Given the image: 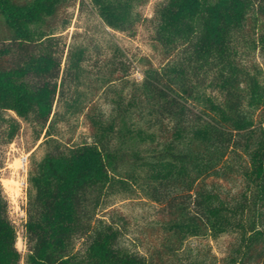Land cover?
<instances>
[{
    "label": "trees",
    "instance_id": "trees-1",
    "mask_svg": "<svg viewBox=\"0 0 264 264\" xmlns=\"http://www.w3.org/2000/svg\"><path fill=\"white\" fill-rule=\"evenodd\" d=\"M83 1L0 0V146L24 123L44 149L28 171L24 257L0 183V264H193L181 253L188 238L211 235V200L238 202L243 192L227 185L250 177L258 220L219 262L264 264V81L242 61L264 57V0H164L151 20L160 66L148 62L136 84L112 55L101 79L111 115L101 125L85 114L90 142L73 143L56 126L81 110L71 90L87 52L70 49L62 69L53 36L61 12ZM90 2L106 28L125 32L145 1ZM134 195L157 216L147 257L119 245L127 222L114 198Z\"/></svg>",
    "mask_w": 264,
    "mask_h": 264
},
{
    "label": "rangeland",
    "instance_id": "rangeland-1",
    "mask_svg": "<svg viewBox=\"0 0 264 264\" xmlns=\"http://www.w3.org/2000/svg\"><path fill=\"white\" fill-rule=\"evenodd\" d=\"M143 1H145L143 4L134 7L137 20L131 29L125 32L106 28L90 0H84L81 8L76 4L61 12L59 20H65L67 23L59 21V27L53 36L54 49L61 58V68L64 69L66 65L70 49L81 47L87 52L86 61L83 63L84 71L80 73L78 82H75L71 90L73 98H77L82 107L77 113L67 112L65 119L56 126L57 135L62 141L90 142L91 129L89 120L85 117L87 113L98 117L96 119H101L99 120L101 125H105L109 119L111 110L105 100L101 79L107 73V61L112 55L117 53L119 58L126 60L128 64L126 81L136 84L141 83L148 62H151L155 68L160 66L161 57L155 49L157 44L151 20L155 15L156 7L164 0ZM245 51L246 49L241 50L242 53ZM242 61L247 65H253L254 70L260 73L259 81H264V57L257 52H251L244 54ZM65 109L64 105H56V111L63 112ZM149 134L145 133V135ZM36 137L37 130L31 125L22 123L19 135L14 141L9 145L0 146V183L7 199L9 218L17 231L16 249L22 257L26 254L23 225L24 207L29 192L28 171L32 163L42 159L44 153V149L39 147L43 141V134L38 139ZM247 159L251 164L249 156ZM252 179L251 177L246 179L243 185H227L231 188L232 195L239 191L243 192L238 202L222 203L217 197L211 200L212 209L220 211L215 218H212L214 229L211 228V235L207 239L188 238L185 241L181 253L183 261L201 264L202 260H206L222 264L219 261L227 258L231 252L234 253L237 244L241 245V241L247 238L249 226L258 220L251 206L256 192ZM137 197L127 196L128 199H125L117 196L114 198L115 205L112 209L118 215L125 216L127 222L122 230L119 245L147 257L151 247L158 243L151 230L157 216L152 204Z\"/></svg>",
    "mask_w": 264,
    "mask_h": 264
}]
</instances>
